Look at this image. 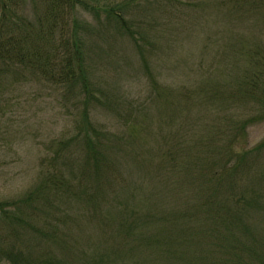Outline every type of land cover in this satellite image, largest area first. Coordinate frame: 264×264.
Here are the masks:
<instances>
[{"label":"trees","instance_id":"16d2710c","mask_svg":"<svg viewBox=\"0 0 264 264\" xmlns=\"http://www.w3.org/2000/svg\"><path fill=\"white\" fill-rule=\"evenodd\" d=\"M164 1L160 12L169 18L183 9L181 0ZM149 2L0 0V111L29 78L66 101L81 100L75 107H82L66 137L49 145L35 186L18 202L0 203V264H68V255L58 257L53 246L63 241L67 252L80 249V239L63 229L78 215L99 219L108 235L116 228L128 251L145 237L140 228L156 224L157 239L141 243L149 242L143 249L152 252L142 263L149 264L155 250L172 264H264V140L247 147L248 130L264 123V47L258 44L252 54L239 48L246 37L236 29L238 22L264 23V0L186 1L196 21L202 12L235 32L231 47L243 66L225 83L181 89L160 82L153 55L132 31L129 11ZM80 12L99 28L84 23ZM95 33L135 44L149 82L145 99L120 109L96 95L86 52V39ZM226 41L227 35L223 46ZM95 104L116 117V131L93 121L89 108ZM194 106L199 131L187 138L182 113ZM131 198L141 203L136 212L123 203ZM67 204L75 209L54 214ZM127 212L130 226H121ZM72 240L78 243L69 250Z\"/></svg>","mask_w":264,"mask_h":264},{"label":"rangeland","instance_id":"374dc122","mask_svg":"<svg viewBox=\"0 0 264 264\" xmlns=\"http://www.w3.org/2000/svg\"><path fill=\"white\" fill-rule=\"evenodd\" d=\"M181 1L183 9L179 8L178 14L171 18L160 12V3L165 4L164 0L163 3L161 0H150L148 4L134 6L129 11L128 18L131 20L133 33L137 39H144L140 45L150 53V56L153 55L150 63L153 73L161 83L176 89L189 88L199 82L201 84L207 81L227 82L234 77L236 71L239 73L240 67L243 66V59L238 55L236 57L235 52L238 48L231 47L235 32L230 31L223 20L214 19L202 12H200L202 18L196 21L195 12L187 8L189 5L186 1L201 0ZM79 15L90 27L93 26L96 30L99 28L91 16L81 12ZM192 23L200 25L195 27ZM102 29L104 30L102 32L107 30L105 26ZM236 29L246 37L239 48H244L246 52L252 54L259 47L258 44L264 47V23L257 22V19L246 21L244 24L238 22ZM226 35L227 41L223 46ZM91 36L86 39V52L89 57L88 63L91 68L93 67L91 75L95 93L100 100L103 102L108 100L113 105L117 103L122 109L128 102L134 103L145 99L149 91V82L144 77L135 44H132L129 38L115 35L95 33L93 37ZM260 52L263 56L264 53ZM223 56H228V59H223ZM228 73L231 75H227ZM222 74H225V77ZM62 97L63 94L29 78V81L19 84L2 104L4 108L0 111V203L18 202L35 186L40 176L41 163L49 152V145L66 137L72 129L74 120L79 118L82 107L76 108L75 104L81 100L66 101ZM105 107L101 104L91 106L89 108L91 118L99 125L116 131L119 123ZM182 114L186 119L185 125L183 124L185 119L182 122V132L186 131L187 138L188 133L194 136L199 131L195 127L196 120L200 118L198 106L186 108ZM263 140L264 123L248 130V148H254ZM139 199L142 202L143 197L140 196ZM71 203L79 205L76 202ZM123 203L127 205L129 211L131 208L134 209L133 212L141 205L139 200L136 204L133 198L128 203L124 201ZM73 209L74 205H60L54 214L60 215L58 212L60 210L70 213ZM168 211L166 207V212ZM131 218L130 212L119 217L121 226L129 225ZM76 221L72 218L70 225L63 229L71 231L80 239V249H74L76 253L67 252L63 247L67 244L63 241H57L54 246L52 245L58 257H61L62 252L63 255H68L70 261L64 258L68 264H140L152 253L148 249H143L145 245L150 246L149 242L144 245L141 243L148 237L156 240L160 228L157 229L156 224L145 229L140 228L139 234L145 237L140 246L131 245L128 251V246L120 240L122 238L116 236L118 233L116 228V232L108 235L99 219L88 221L78 215ZM77 243V240H72L69 250L75 248ZM114 249L116 252H112ZM155 252L154 250V255L150 256L149 264H172L161 261V257Z\"/></svg>","mask_w":264,"mask_h":264}]
</instances>
